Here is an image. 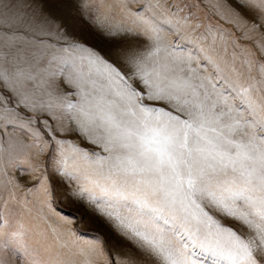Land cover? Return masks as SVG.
Returning a JSON list of instances; mask_svg holds the SVG:
<instances>
[{
    "label": "snow or ice",
    "instance_id": "1",
    "mask_svg": "<svg viewBox=\"0 0 264 264\" xmlns=\"http://www.w3.org/2000/svg\"><path fill=\"white\" fill-rule=\"evenodd\" d=\"M48 2L0 0V264H264V0H72L107 55Z\"/></svg>",
    "mask_w": 264,
    "mask_h": 264
},
{
    "label": "rangeland",
    "instance_id": "2",
    "mask_svg": "<svg viewBox=\"0 0 264 264\" xmlns=\"http://www.w3.org/2000/svg\"><path fill=\"white\" fill-rule=\"evenodd\" d=\"M47 10L51 12L52 15L62 19L66 24H68L69 29L75 32L77 38L81 42L86 43L91 47H95L107 55V52L111 48V44L99 33L91 30L83 21L79 20L76 16L72 0H49ZM217 19L218 18L215 16L212 17L213 22H216ZM220 23L223 22L220 21ZM224 26L231 27V25L227 24ZM62 211L67 214L69 210L68 208H63ZM23 222L25 224V229L24 235L21 238L22 243L32 254L31 258L39 260L43 257V251L40 247L39 238L36 235V222L31 218V216H24ZM52 223L61 227H68L67 225H63L59 219H53ZM97 230L104 231V227L100 226ZM109 245L112 248L121 250L125 246V242H123L120 237L114 236L109 239ZM17 258L19 260V264H24L23 253H19Z\"/></svg>",
    "mask_w": 264,
    "mask_h": 264
}]
</instances>
